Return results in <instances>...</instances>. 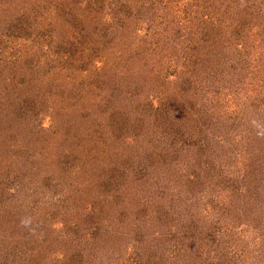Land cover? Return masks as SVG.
I'll return each mask as SVG.
<instances>
[{
  "label": "rangeland",
  "instance_id": "obj_1",
  "mask_svg": "<svg viewBox=\"0 0 264 264\" xmlns=\"http://www.w3.org/2000/svg\"><path fill=\"white\" fill-rule=\"evenodd\" d=\"M0 264H264V0H0Z\"/></svg>",
  "mask_w": 264,
  "mask_h": 264
}]
</instances>
